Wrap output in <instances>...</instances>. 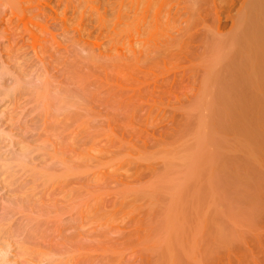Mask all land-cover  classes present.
Masks as SVG:
<instances>
[{"label": "rangeland", "instance_id": "1", "mask_svg": "<svg viewBox=\"0 0 264 264\" xmlns=\"http://www.w3.org/2000/svg\"><path fill=\"white\" fill-rule=\"evenodd\" d=\"M255 2L5 1L0 8V246L10 245L11 258L36 264L46 249L52 257L40 264L165 262L163 215L170 193L210 186L204 179L214 163L204 169L189 164L206 150L196 146L206 133V99L214 82L227 75L224 62L238 56ZM22 17L34 24L24 29ZM71 80L86 88L91 101L83 109L70 108L77 120L48 118L47 126L55 125L49 132L35 91L14 93L17 82H48L57 89ZM56 151L80 155L77 185L56 187L33 178L34 171L63 172L50 158ZM176 181L181 185L171 186ZM164 182L170 185L160 187ZM190 192L186 196L192 200ZM215 194L205 197L202 216L210 218L226 203L223 196L213 205ZM262 203L254 218L244 213L235 221L240 238L230 245H217V227L207 225L195 244L196 257H203L190 263L264 264ZM236 205L225 214L244 212ZM24 242L38 245L34 254L19 253Z\"/></svg>", "mask_w": 264, "mask_h": 264}, {"label": "bare ground", "instance_id": "2", "mask_svg": "<svg viewBox=\"0 0 264 264\" xmlns=\"http://www.w3.org/2000/svg\"><path fill=\"white\" fill-rule=\"evenodd\" d=\"M5 1L0 0V8L5 6ZM42 6H45L43 2L39 5V7ZM36 10L40 9L37 7ZM50 10L52 12V9ZM36 18H38V16L33 17V19ZM248 18L249 19L247 20L246 26L244 27L242 32V39L240 38V40H242V43L240 42L241 45L239 44L240 49L236 46L239 49L237 51L239 57L236 54L233 56L229 54L231 57H229V59L227 58V61L224 62L227 64H224L226 66L225 71H227V75H225L227 77L223 75V77H220V79L218 78L219 80H216V82H214L215 84H213L214 87L212 88L214 89L216 87V89L214 91L212 89V94H210L206 99L207 106L205 108L204 114L206 116V120L203 124V128L206 133L202 135L200 133L199 139H197L198 141H196V146L205 147L206 150L204 151L203 148L202 150L204 152H202L201 150L200 152L202 153H197L192 157L193 164L188 163L190 166L195 167H202L204 165L206 167V164L214 163L213 165H211L208 171L207 178L204 179L205 182H209L210 186L205 187V185H202L201 189L199 188V190H197L198 188H196V191L193 190L192 193H194L195 196H192V200L191 198H188L189 196H186L189 195L190 191L186 192L185 190L184 193L183 191H178L179 193H170V196L171 194L174 195L170 198V204L168 203V207L163 215V219L165 218V231L162 229L164 232H167L168 235V237L166 235L167 239L162 246L164 249L161 250L165 264H181L184 261H186V264H191V261L192 263L199 262L200 260L198 259H201L203 256H201V258H198V256L196 257V245L199 240L198 237H201L203 235L202 233L205 230L207 231L205 227L210 229V227H208L209 224L211 226L214 225V228L215 226L217 227L215 228L216 235L214 234V236H216L215 243L217 245L221 246V244H229L232 243L231 241H233L235 238H240L237 237V230L233 227L235 221H240V216H243L244 213V215L246 216L243 217L251 219L254 218L255 215L259 214L258 212L263 210L264 0H256L255 5L252 8ZM10 24L11 23L9 22L8 25L10 26ZM20 24L24 29H26L28 25H33L34 22L30 18L22 17L20 19ZM242 45L244 49H241ZM226 54H228V52ZM57 86L58 87L56 89L48 84V82L43 83L41 86L34 84H26L24 86H21L20 83L17 82L15 83L14 88V93L20 91H35L36 100L40 103L41 113L42 115H44L40 116V118L42 117V119H44L43 123L45 124V128L43 129L47 130L48 132L49 130H53L52 128L55 127L54 124V126L52 127L49 125L47 126L48 118H54L58 115H64L65 122H68L70 120H77L80 116L78 114L69 113L70 108L74 107L77 109H83L87 107L89 102L91 101L89 93L87 92L85 87H82V84L79 81L71 80V82L67 81V84H60ZM62 89L64 91H62ZM57 126L59 125L56 124V127ZM199 130V132H202L201 129ZM229 137H232L230 138V140L233 139L232 142L229 140ZM199 150L200 149H198V151ZM237 153L239 155H237ZM53 154L54 155L50 156V158L56 159L60 162V164L63 166V172L60 174H56L49 169L41 172L38 171L37 173L34 171L32 174L33 178H40L46 185L54 184L55 186H68L77 182L78 179L77 181L74 179L78 176V171L76 170V168L80 167V155L77 154L79 156H77L76 158H71L72 156H63V153H61L60 151H56ZM184 154L182 153V155ZM74 159H77V162ZM81 159L83 160V158ZM170 163L172 166V163L174 164V161H170ZM255 163L259 166V168ZM185 165H183V167ZM178 168L176 167L175 169L177 170ZM202 168L204 169V167ZM202 168H200V170H202ZM207 170L208 168H206L205 171L207 172ZM32 182H34V180H32ZM168 182L172 181H167V183ZM180 182L181 181H176V183L173 182L171 183V186L172 184H177L176 186H179L178 184L181 185ZM195 183H198V181L196 180ZM162 184L170 185V183L165 184L164 182L159 186H163ZM192 193L191 195H193ZM71 194L73 195V192H71ZM211 194H215V196H217L213 200L211 199L213 205L219 204V202L221 201V197L223 198V196H226L228 199L225 197V200L227 199V201H225L226 203L223 202L225 203L224 205L222 203L219 204L220 207L218 205V210L216 209L213 213L211 212L212 214H209L211 215V217L209 218V216H202V212L205 211L204 209L207 205L206 202H204L206 199L205 197ZM215 196L213 195V197ZM188 200L191 202V204L190 202L188 203ZM259 202H261V204ZM186 204L191 207L189 212L186 210ZM232 205H236L237 207L234 206L236 208L242 205V207L244 208V212H242V210L240 209H237V211H234L233 213H230L228 215L225 214L226 211H228V209L232 207ZM238 210H240L241 212ZM254 221L252 223H254ZM9 223L10 221L8 222V224ZM193 223H195V227H191V224ZM5 224H7V222ZM250 225L248 224L247 227ZM10 229L11 227L8 230L10 231ZM233 229L236 231H234ZM26 243L24 242V244H21L24 246L19 247V253L22 255L34 254L37 250V248L35 247L36 243L35 245L31 243V245H28V247ZM29 246H31L32 250H30L31 248ZM9 248L10 245L8 243L0 246V264H19L16 259L10 257ZM33 248H36V250H34ZM202 249L203 247L201 248V250ZM199 250L198 252H200ZM51 252L52 251H47L45 249L41 253H38L41 258L36 264H40L41 262L52 257ZM28 263L29 260H25V262L21 264Z\"/></svg>", "mask_w": 264, "mask_h": 264}]
</instances>
